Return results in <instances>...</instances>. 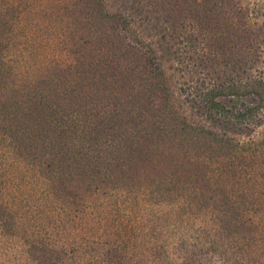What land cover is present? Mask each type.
Here are the masks:
<instances>
[{
  "label": "rangeland",
  "instance_id": "374dc122",
  "mask_svg": "<svg viewBox=\"0 0 264 264\" xmlns=\"http://www.w3.org/2000/svg\"><path fill=\"white\" fill-rule=\"evenodd\" d=\"M196 3L0 0V264H264V161L198 154L151 114L207 125L182 92Z\"/></svg>",
  "mask_w": 264,
  "mask_h": 264
},
{
  "label": "trees",
  "instance_id": "16d2710c",
  "mask_svg": "<svg viewBox=\"0 0 264 264\" xmlns=\"http://www.w3.org/2000/svg\"><path fill=\"white\" fill-rule=\"evenodd\" d=\"M196 2L195 11L199 16L191 17L185 11L187 14L184 12L186 15L179 21L183 33L181 35L177 33L178 22L168 23V30L175 31L176 40L178 35L183 42L185 38L188 39L186 44L194 55L187 57L190 59L184 60L183 64L190 62L185 67L192 71L194 77L186 84L187 87L182 88V92L207 125H194L186 120L179 123L180 120H177L178 117L171 113L168 106L155 101L151 105V114L153 112L157 114L154 122L161 118L163 122L174 123L183 133L191 136L187 140H190V146L198 154L206 153L217 158L222 156L227 158L223 154L227 151L233 155L238 153L237 157L250 160L252 164L255 163L254 165L262 164L261 161H264V4L253 5L246 0H196ZM217 14L222 17L217 29L199 27L198 22L203 18L209 23L214 20L218 22ZM108 32L111 33L112 41L120 44V49L135 44H124L130 36L126 25L122 27L119 23L117 25L112 23ZM142 54L141 59L153 52L148 47V50ZM160 67L159 64L156 65L159 71ZM157 86L164 88L165 84L161 81L155 85V88ZM14 119L17 121L19 117L16 116ZM159 122L157 123L160 124ZM135 129L136 133H142L139 128ZM116 131L121 133V127ZM134 132L133 127L128 135L133 138ZM236 137L244 139L235 141ZM208 160H212L210 156L205 157L202 162L207 164V168L210 166ZM92 163L94 162L89 159L88 165ZM169 176L167 177L169 185H173L175 172ZM161 183L166 184L163 180ZM134 192L129 191L121 196L124 199H131L137 196ZM87 209L90 207L85 210Z\"/></svg>",
  "mask_w": 264,
  "mask_h": 264
}]
</instances>
